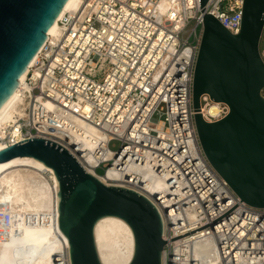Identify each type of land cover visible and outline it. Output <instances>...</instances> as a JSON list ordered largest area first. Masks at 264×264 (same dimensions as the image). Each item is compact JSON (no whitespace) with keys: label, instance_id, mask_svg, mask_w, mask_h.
I'll list each match as a JSON object with an SVG mask.
<instances>
[{"label":"built area","instance_id":"2783aa9c","mask_svg":"<svg viewBox=\"0 0 264 264\" xmlns=\"http://www.w3.org/2000/svg\"><path fill=\"white\" fill-rule=\"evenodd\" d=\"M205 8L231 34L240 33L244 0H209ZM59 24L62 36L48 38L27 75L23 115L12 123L20 138L11 136L10 127L0 141L8 148L49 141L85 169V152L72 143L76 121L85 122L104 136L92 153V175L147 197L164 220L165 242L182 237L176 230L183 221L189 234L235 208L242 200L209 163L195 123L194 76L205 31L200 0H80ZM260 53L264 60V31ZM200 102L208 123L230 114L226 103L209 95ZM116 141L120 148L112 151ZM44 175L53 177L51 171ZM150 183H156L153 192ZM188 212L197 214L192 224ZM5 220L9 224L10 217ZM199 242L201 260L194 253ZM178 243L188 245L187 255ZM163 260L264 264V209L242 201L213 225L167 243Z\"/></svg>","mask_w":264,"mask_h":264},{"label":"water","instance_id":"95a60500","mask_svg":"<svg viewBox=\"0 0 264 264\" xmlns=\"http://www.w3.org/2000/svg\"><path fill=\"white\" fill-rule=\"evenodd\" d=\"M68 2L0 0V110L19 88ZM208 2L200 0L205 31L193 86L199 141L211 166L237 196L252 208L264 209V0H244L238 35L206 15ZM203 95L226 103L230 114L206 122L200 113ZM17 158H34L54 171L60 186L59 228L68 241L70 264H103L95 229L106 217L119 218L132 229L135 252L130 264H163L167 243L213 225L242 202L208 226L165 242L164 220L147 197L103 183L61 146L33 139L0 153V163Z\"/></svg>","mask_w":264,"mask_h":264},{"label":"bare ground","instance_id":"6f19581e","mask_svg":"<svg viewBox=\"0 0 264 264\" xmlns=\"http://www.w3.org/2000/svg\"><path fill=\"white\" fill-rule=\"evenodd\" d=\"M80 8V0H69L59 16L48 37L59 39L63 30L59 22L68 13H74ZM22 75L20 86L13 96L0 110V138L5 137V130L12 127L15 119L23 115V93L30 68ZM51 111L55 110L52 103L46 104ZM209 114L215 115L216 110L210 109ZM77 133L73 146L78 147L86 158L83 163L86 171L95 174L91 166L95 162L93 151L104 142V136L83 121H76ZM11 136L19 139L20 131L12 127ZM76 144V145H75ZM8 150L4 141H0V153ZM80 158V156H79ZM81 160V158H80ZM51 171V180L45 172ZM99 180L109 184L105 177ZM156 183H150L152 192ZM59 182L54 171L34 158H17L0 163V264H70L68 241L59 228ZM5 215L10 217L6 223ZM192 224L197 218L195 212H188ZM186 221L176 230L179 236L187 235ZM191 235L178 239L182 242ZM95 238L99 255L103 264H130L135 252V238L130 226L119 218L106 217L96 226ZM179 252L187 255L189 248L185 243H178ZM202 243H196L194 253L199 260Z\"/></svg>","mask_w":264,"mask_h":264},{"label":"rangeland","instance_id":"374dc122","mask_svg":"<svg viewBox=\"0 0 264 264\" xmlns=\"http://www.w3.org/2000/svg\"><path fill=\"white\" fill-rule=\"evenodd\" d=\"M120 143L119 142H113V143H111L110 144V149L112 150V151H117V150H119V148H120ZM98 173L100 174V175H103V171L102 170H99L98 171ZM48 178V177H47ZM49 180H51V178H48Z\"/></svg>","mask_w":264,"mask_h":264}]
</instances>
